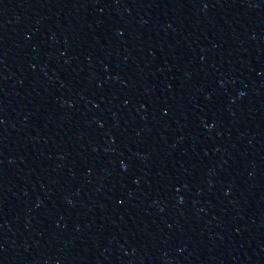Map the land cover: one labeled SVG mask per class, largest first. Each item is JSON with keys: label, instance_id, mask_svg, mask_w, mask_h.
Returning <instances> with one entry per match:
<instances>
[{"label": "water", "instance_id": "1", "mask_svg": "<svg viewBox=\"0 0 264 264\" xmlns=\"http://www.w3.org/2000/svg\"><path fill=\"white\" fill-rule=\"evenodd\" d=\"M0 264H264V0H0Z\"/></svg>", "mask_w": 264, "mask_h": 264}]
</instances>
